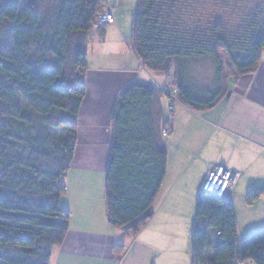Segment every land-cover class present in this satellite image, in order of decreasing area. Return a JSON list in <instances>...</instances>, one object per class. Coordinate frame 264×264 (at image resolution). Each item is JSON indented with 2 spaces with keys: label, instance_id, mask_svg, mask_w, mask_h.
Instances as JSON below:
<instances>
[{
  "label": "trees",
  "instance_id": "obj_1",
  "mask_svg": "<svg viewBox=\"0 0 264 264\" xmlns=\"http://www.w3.org/2000/svg\"><path fill=\"white\" fill-rule=\"evenodd\" d=\"M105 6L106 0H0V32L6 29L11 41L3 49L0 33V264H50L67 237L61 181L75 156L86 96V35ZM131 48L144 68L172 76L174 86L135 80L114 107L108 219L137 234L154 215L168 168L154 102L168 96L195 113L215 108L226 92L221 54L234 77L254 73L264 52V0H137ZM210 60L216 87L199 92L192 68ZM262 195L264 187L254 188L248 202ZM237 233L232 201L200 190L193 264H264V231L241 241Z\"/></svg>",
  "mask_w": 264,
  "mask_h": 264
},
{
  "label": "crops",
  "instance_id": "obj_2",
  "mask_svg": "<svg viewBox=\"0 0 264 264\" xmlns=\"http://www.w3.org/2000/svg\"><path fill=\"white\" fill-rule=\"evenodd\" d=\"M128 1L106 0L105 8H112L117 21L109 27L118 34ZM103 28L108 26L96 22L86 35V96L76 118L75 156L61 181L67 191L60 207L70 212V229L64 243L54 248L50 264H193L197 195L214 166L239 174L230 193L238 241L264 231V195L252 203L247 198L252 189L264 187V52L254 73L226 81L225 95L212 110L195 113L168 96L154 102L156 129L168 153L154 215L137 234L109 222L106 173L117 100L135 80L169 90L174 86L172 76L142 66L131 41L111 45ZM155 73L161 77L154 78ZM169 126L172 133L164 137ZM215 253L214 245L210 257Z\"/></svg>",
  "mask_w": 264,
  "mask_h": 264
},
{
  "label": "rangeland",
  "instance_id": "obj_3",
  "mask_svg": "<svg viewBox=\"0 0 264 264\" xmlns=\"http://www.w3.org/2000/svg\"><path fill=\"white\" fill-rule=\"evenodd\" d=\"M1 1L5 2L7 0H1ZM253 1L258 2L260 0H253ZM128 3H129V6L124 10V13L120 15L121 21L119 23L122 24L121 26L122 34L116 33L109 26L108 28L106 29L103 28V30H101L103 34H105L106 32L108 33L107 36L109 37V42L111 43V45H119V42H122L126 45V41L129 42L132 40L134 20H135L136 13H137V0H132L131 2L128 1L127 4ZM0 33L4 41L2 47L3 49L8 51L10 48V41H8L9 33L6 29L1 31ZM98 34H100V32ZM98 48L102 49V46L98 45ZM221 61L223 62L226 68V74L223 80L224 82L223 86H226V81L228 80L229 77L230 78L234 77V73H233V70L227 64V57L225 54H221ZM215 72H216L215 63L211 60L205 63L196 64L193 66L192 71H191V78H192L193 84L197 87L199 92H204L205 90H208V89H215L216 87ZM155 75H158V76H155ZM155 75H154L155 76L154 78L161 77L160 73H155ZM157 87L159 86L157 85ZM248 264H255V263L253 261H250Z\"/></svg>",
  "mask_w": 264,
  "mask_h": 264
},
{
  "label": "built area",
  "instance_id": "obj_4",
  "mask_svg": "<svg viewBox=\"0 0 264 264\" xmlns=\"http://www.w3.org/2000/svg\"><path fill=\"white\" fill-rule=\"evenodd\" d=\"M117 23L114 11L111 7H106L100 13L97 19L99 27H107ZM172 132L169 126L163 130V136L168 137ZM239 179V174L227 167L214 166L210 169L203 189L211 194H215L220 198L230 200V193ZM67 191V188L65 189Z\"/></svg>",
  "mask_w": 264,
  "mask_h": 264
}]
</instances>
